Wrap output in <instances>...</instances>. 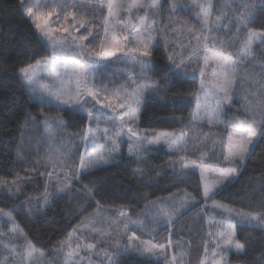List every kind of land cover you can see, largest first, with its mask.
<instances>
[{
  "label": "snow or ice",
  "instance_id": "obj_1",
  "mask_svg": "<svg viewBox=\"0 0 264 264\" xmlns=\"http://www.w3.org/2000/svg\"><path fill=\"white\" fill-rule=\"evenodd\" d=\"M16 9L30 29L29 45L22 46L18 64L10 68L4 61L0 72L16 73L22 94L40 114L21 117L22 127L31 126L36 133L25 141L31 133L22 132L17 146L24 175L17 174L12 185L0 181V186L9 189L8 197H16L34 222L47 218L58 200L65 201L62 211L78 222L63 239L50 243L45 258L18 228L12 212L0 210V217H7L4 226L15 234V242L0 247V264H93L92 255L99 264H123L122 258L132 254L145 257V264H186L191 242L176 234L177 225L190 211H207L209 204L226 215L214 225L217 231L201 237L205 258L197 264H231L233 254L246 256L249 241L238 236L234 219L258 225L264 233V195L247 211L217 197L264 145V0H241L228 11L212 0H16ZM185 12L194 13L195 27L179 51L165 46L169 64L156 78L153 57L158 37L166 34L159 22L168 16L179 23ZM222 32L231 36L230 43L221 39ZM187 83L198 87L185 89ZM169 85L175 88L172 102L177 107L185 96L194 99L191 120L185 124L178 118L184 124L178 132L141 131L146 93L171 92ZM69 124L80 129L78 142L69 136L67 144L54 150L52 144L63 139ZM125 142L136 165L134 177L144 175L153 152L166 150L173 179L199 172L198 194L144 197L139 211L133 202L117 205L119 198L99 174L123 162ZM39 177L46 178L43 195L21 202L26 189L19 185ZM81 189L95 212L71 207ZM259 255L257 264H264V236ZM237 264L247 262L238 259Z\"/></svg>",
  "mask_w": 264,
  "mask_h": 264
},
{
  "label": "trees",
  "instance_id": "obj_2",
  "mask_svg": "<svg viewBox=\"0 0 264 264\" xmlns=\"http://www.w3.org/2000/svg\"><path fill=\"white\" fill-rule=\"evenodd\" d=\"M220 1L226 11L229 10V5L236 6L241 3V0H228L227 4L224 0ZM227 38L231 42V36ZM29 40L30 29L16 9V0H0V64L8 61V67L10 68L14 64H18L20 57L23 55L24 48L22 46H28ZM166 56L165 47L158 45L153 57V71L156 78L164 75L167 70L169 62ZM196 80L197 82L199 80L198 74ZM173 83H175V78H173ZM168 87L172 88L171 92L165 90L160 95H153L146 100L140 120L142 129L179 131L184 127V124H181L178 118H183L185 124L191 120V113L195 107L194 99L185 96L182 106L177 107L172 102L175 88L172 85ZM183 87L185 89H195L198 87V83H187ZM165 93L167 98H165ZM29 112L33 116H39L40 109L32 106V102L28 101L26 95L22 94L16 73L9 71L5 75L0 72V181H7L8 185H12V181L17 174L24 175L20 162L17 161L16 154L17 146L21 143V133L28 130L22 127L21 117ZM68 128L73 132L80 131L78 127H74L72 124H69ZM24 140L28 141L26 134L24 135ZM58 142L60 140L52 144L54 150ZM24 147L28 149L30 146L25 143ZM31 147L35 148V145ZM43 155L44 153L41 151V157ZM30 158L35 163V155ZM148 159L150 163L144 168V175L139 179L133 176L136 165L126 152H124L123 162L113 165L99 174L100 178L106 182L111 194L119 198L117 199V205L122 201L133 202L131 207L139 211L144 208V197H150L155 200L157 197H168L170 193L180 196L183 192L198 193L200 191L198 186L200 185L201 177L198 171L194 175L173 179L171 165L168 162L169 154H167L166 150L153 152ZM36 166L40 167V165ZM149 169L152 171L149 172ZM45 179V177H39L35 182L19 185L21 188L26 189L21 202L26 201L29 197L33 199L41 197L44 193ZM189 181L192 182L189 183ZM73 183L75 187L80 188V185ZM262 187H264V145L257 149L252 159L242 170L238 180L223 190L217 199L229 204L231 207L242 208L247 211L250 205H254L261 195H264L260 192ZM8 191L7 187L0 186V210L12 212L16 224L40 251L48 253L50 243L54 244L57 239H63L67 232L71 231V228L75 227L78 222L77 218L70 212L62 211L66 206L65 201L59 200L56 201V206L49 210L47 218L34 222L30 216L25 214V210L19 207L16 197H8ZM81 198L82 200L79 201H77V198H71V207L73 209L77 207L81 209L87 208L88 212L95 210L94 202L90 207L89 201L82 195ZM86 202L87 205L85 207L84 204ZM194 211H190L188 215L184 216L177 228ZM136 234L141 236V238H147L141 234L140 230H137ZM237 234L239 237L246 238L249 241L248 253L246 256L239 258L233 254L230 257L231 261L237 264L239 259L246 261L247 264H257L260 258L261 239L264 233L261 232L260 228L239 225L237 226ZM4 236L6 239H0V247H2L1 242L10 241L5 231ZM122 259L123 264H145L146 258L132 254Z\"/></svg>",
  "mask_w": 264,
  "mask_h": 264
},
{
  "label": "rangeland",
  "instance_id": "obj_3",
  "mask_svg": "<svg viewBox=\"0 0 264 264\" xmlns=\"http://www.w3.org/2000/svg\"><path fill=\"white\" fill-rule=\"evenodd\" d=\"M181 2L183 3V2H185V0H181ZM186 2L191 3V0H186ZM198 2H200V0H198ZM224 2L227 4L228 0H224ZM212 3L216 4L218 6V8L224 9V5L220 0H212ZM193 21H194V13L190 14L189 12L182 13V17H181L179 23H177L176 18H169L168 16H165L163 18V20L159 23H162V25L164 26V29L166 30V34L162 33L158 37V42H159L158 45H162L164 47L167 45L168 48H176L177 51H179L180 45H182V44L186 45L187 44L188 38L190 36V32L188 30L190 28L195 27ZM169 26H171V27H169ZM172 29H174L175 31H173ZM81 31H83V29ZM220 37H221V39H223L225 41V43H230V40H227L228 36L227 35L225 36V34L223 32L220 34ZM198 78H199V76H198ZM121 83H123V81H121ZM151 96H153V95L146 93V100L148 98H150ZM121 111H123V110L121 109ZM196 123L198 124V122H196ZM141 131H143L142 128H141ZM27 133H31V135L26 134L27 140H30L32 137H34L36 135L35 130L32 129L31 126H29ZM76 133H78V132H73L71 129L67 128V131H66L63 139L62 140L58 139V140H60V142H58L56 144L55 150L59 149L62 145L67 144L69 136H72L75 138ZM72 142H73V144L77 143L78 138L73 139ZM42 147L46 148L47 144L43 145ZM123 151L128 153L127 142H125V144L123 146ZM211 178L212 177H209V179H211ZM191 182L192 181H189V183H191ZM200 182H201V179H200ZM187 193H191L192 195L198 194V193H194V192H190V191H188ZM80 194L82 195V192L78 193L74 197V199L77 198V201L82 200ZM218 201H220V200H218ZM86 205H87V202L84 204V206L86 207ZM91 212H95V210H93ZM100 212H103V210H100ZM225 215H226V213H223V211L220 209L213 210L211 204H209L207 207V211H203L201 209H198L182 221V224H180L179 227L176 229V234L181 236L184 241H190L191 242V248H192L190 255H184V261L186 262V264H197L198 260H202L205 258L201 237H205L206 233L208 231H213V232L217 231V228L214 225L218 221H220L223 218V216H225ZM6 220H7V217H0V231H3V233L5 231L8 235V237L10 238V239L9 238L8 239L15 242V234L12 233L11 227L10 226L9 227L4 226ZM234 222L236 223L237 226H239V225L249 226L247 224L240 223L238 217L234 219ZM237 226H236V231H237ZM250 227L259 228L258 225L257 226H250ZM18 228H19V226H18ZM4 239H6L5 236L3 237V240ZM82 239H83V237H82ZM8 242L4 241V242H1V244L3 245V244L8 243ZM88 242H92L91 239H89ZM185 251H187V249ZM172 254H173V252L170 251L169 255L171 256ZM175 254L177 255V258L179 259L181 253L176 252ZM81 255L84 256L83 253H81ZM45 258H48L47 252H45ZM85 259H87V257H85ZM91 259L93 261V264H99V259L95 255H92ZM207 259L210 261L212 259L211 255H209L207 257ZM16 260L19 261V256L16 257ZM25 264H27V260H25ZM231 264H234V263L231 261Z\"/></svg>",
  "mask_w": 264,
  "mask_h": 264
}]
</instances>
